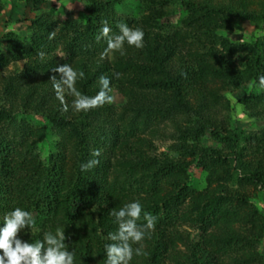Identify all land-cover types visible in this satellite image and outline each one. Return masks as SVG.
Listing matches in <instances>:
<instances>
[{"label":"trees","instance_id":"trees-1","mask_svg":"<svg viewBox=\"0 0 264 264\" xmlns=\"http://www.w3.org/2000/svg\"><path fill=\"white\" fill-rule=\"evenodd\" d=\"M17 1L25 29L0 33V228L20 207L36 221L22 241L61 228L75 264H106V237L118 229L110 211L138 200L157 220L146 255L130 264H264V210L254 202L264 200V89L253 86L264 75V0H80L83 17L59 19L41 11L61 0ZM105 20L113 34L121 22L141 28L144 47L125 43V55L101 59ZM242 21L257 34L233 42L227 33ZM65 63L85 73L76 87L87 96L109 77L119 111L61 112L50 77ZM239 108L256 128L241 126ZM50 134L59 140L40 157ZM158 136L171 140L166 151ZM91 159L100 162L82 171Z\"/></svg>","mask_w":264,"mask_h":264},{"label":"clouds","instance_id":"clouds-1","mask_svg":"<svg viewBox=\"0 0 264 264\" xmlns=\"http://www.w3.org/2000/svg\"><path fill=\"white\" fill-rule=\"evenodd\" d=\"M119 34H113L108 21L102 22L99 35L96 40L104 39L107 47L101 53L104 59L109 53L119 52L125 55L124 45L135 46L137 49L144 47V32L141 28H131L126 23L117 25ZM55 31L49 33V39H53ZM41 58L44 53L39 54ZM59 74V79L55 75L50 77L56 98L60 101L61 112H68L71 108L75 112H87L105 104H111L114 97L110 94L111 80L109 77L101 75L99 77L100 90L94 96H87L81 93L76 87L77 81L85 78L83 71L74 69L65 63L53 69ZM119 73L116 78H119ZM254 87L264 89V75L258 77V83L254 82ZM66 96L74 97L71 104L66 102ZM93 157H99L100 151L95 150ZM99 159H91L81 164V170L87 171L99 164ZM143 213L144 223H138ZM110 215L115 218L118 229L109 232L106 239L111 241L104 245L106 253V264H130L133 256L146 255L143 251V241L150 238L151 232L155 229L156 216L143 211L140 201L136 200L126 203L119 210H111ZM36 221L33 214L20 207L15 208L6 214L3 219V227L0 228V264H75V252L69 251L66 245L68 237L65 230L57 228L55 233L46 232L42 240L35 242L22 241L19 233L25 229L34 228ZM139 244V247L133 245Z\"/></svg>","mask_w":264,"mask_h":264},{"label":"rangeland","instance_id":"rangeland-1","mask_svg":"<svg viewBox=\"0 0 264 264\" xmlns=\"http://www.w3.org/2000/svg\"><path fill=\"white\" fill-rule=\"evenodd\" d=\"M135 1V0H134ZM1 9H0V33L5 31H13V32H22L27 22H21L17 20L18 16L22 14L23 11V3L21 1L17 0H0ZM82 7L83 3L80 0H61L59 2H53L50 4H47L45 8L41 12H45L48 14L53 15L55 18L59 19L60 17H63L65 12H71L74 16L83 17L82 16ZM34 14L41 13L39 10L32 11ZM31 13L30 15H32ZM181 15H177L174 17L171 21H173L174 24H178L180 20ZM11 18V19H10ZM256 35L257 30L255 29L253 22L251 21H242L239 25H236L234 29L227 33V36L231 41L233 42H241L246 39L250 35ZM58 55H60V51L58 50ZM23 60L18 61V68L19 70L22 69ZM12 65H8L7 69L9 71L12 69ZM6 73V71L4 72ZM17 76H20L21 73L17 72ZM112 96L114 97L113 105L117 109L116 112L119 111V106L122 101L121 95L116 91H112ZM239 122L241 126L245 129H254L257 127V123L249 118H247L239 108ZM32 119V118H28ZM43 123V121H42ZM50 140L47 142H42L37 146V151L40 154V157H43L48 153L49 150V144L51 141L59 140V137L55 134L49 135ZM171 143V140L167 139L166 137L158 136L154 138V144L157 148V152L159 151H166L169 144ZM206 144H215V141L206 138L205 139ZM195 188H202L204 186V179L202 174H200V170L196 171L194 173L193 177V184ZM254 202L257 203L259 206H261L264 210V200L260 198H254ZM259 252L264 253V238L262 241H260V244L258 246Z\"/></svg>","mask_w":264,"mask_h":264}]
</instances>
